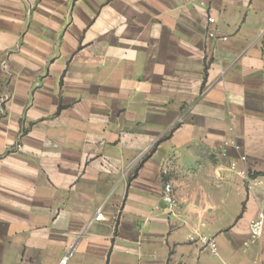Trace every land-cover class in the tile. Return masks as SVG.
<instances>
[{"label": "crops", "instance_id": "1", "mask_svg": "<svg viewBox=\"0 0 264 264\" xmlns=\"http://www.w3.org/2000/svg\"><path fill=\"white\" fill-rule=\"evenodd\" d=\"M241 170L264 0H0V264H264Z\"/></svg>", "mask_w": 264, "mask_h": 264}, {"label": "built area", "instance_id": "2", "mask_svg": "<svg viewBox=\"0 0 264 264\" xmlns=\"http://www.w3.org/2000/svg\"><path fill=\"white\" fill-rule=\"evenodd\" d=\"M213 24L214 19L212 17L207 18L206 36L211 38L215 37L214 30L212 29ZM223 39L225 40V38ZM238 176L243 180V182L245 183L246 190L249 192L253 191L256 186H261L264 183L262 180H259L258 178L254 177L253 174L244 170L238 171ZM162 200L168 212H172L176 208V200L174 198L172 187L170 184L164 185ZM94 219L101 220L102 213L98 211ZM248 234L252 243L257 240L264 241V202L259 206L256 218L249 223ZM207 245L210 247L211 253L215 254V247L211 243H208ZM67 258V256H64L60 260V264H65Z\"/></svg>", "mask_w": 264, "mask_h": 264}]
</instances>
